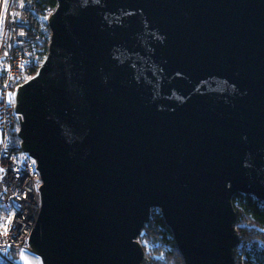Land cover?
<instances>
[{
    "label": "water",
    "instance_id": "95a60500",
    "mask_svg": "<svg viewBox=\"0 0 264 264\" xmlns=\"http://www.w3.org/2000/svg\"><path fill=\"white\" fill-rule=\"evenodd\" d=\"M18 87L41 264H150L158 210L184 264H235V195L264 204V0H56Z\"/></svg>",
    "mask_w": 264,
    "mask_h": 264
},
{
    "label": "built area",
    "instance_id": "2783aa9c",
    "mask_svg": "<svg viewBox=\"0 0 264 264\" xmlns=\"http://www.w3.org/2000/svg\"><path fill=\"white\" fill-rule=\"evenodd\" d=\"M36 15L30 1L0 0V169L4 170L0 172V224L11 217L7 235L0 227L1 264H23L20 252L29 251L28 236L41 207L37 162L20 151V142L12 151L9 141V134L18 131L17 89L35 76L46 56L40 60L37 53L42 23Z\"/></svg>",
    "mask_w": 264,
    "mask_h": 264
},
{
    "label": "trees",
    "instance_id": "16d2710c",
    "mask_svg": "<svg viewBox=\"0 0 264 264\" xmlns=\"http://www.w3.org/2000/svg\"><path fill=\"white\" fill-rule=\"evenodd\" d=\"M33 4L37 18L42 23L37 39V53L40 60L47 53L50 31L44 17L51 13L56 0H25ZM10 149H18L16 130L9 134ZM232 206L237 217L236 227L239 245L235 248V264H264V204L248 195H235ZM150 222L137 238L150 264H184L177 252L172 234L167 229L159 211L153 210ZM1 264V263H0Z\"/></svg>",
    "mask_w": 264,
    "mask_h": 264
},
{
    "label": "snow or ice",
    "instance_id": "6c2138e0",
    "mask_svg": "<svg viewBox=\"0 0 264 264\" xmlns=\"http://www.w3.org/2000/svg\"><path fill=\"white\" fill-rule=\"evenodd\" d=\"M21 67H23V65H21ZM8 100H9V103L14 102V94L10 93L8 96ZM34 163L35 162L33 161V164ZM3 171H4L3 169H0V172H3ZM10 225H11V217H9L5 223L0 224V227L3 228L4 235H7ZM20 256H21V260L23 261V264H30V261L27 259L23 251L20 252Z\"/></svg>",
    "mask_w": 264,
    "mask_h": 264
},
{
    "label": "rangeland",
    "instance_id": "374dc122",
    "mask_svg": "<svg viewBox=\"0 0 264 264\" xmlns=\"http://www.w3.org/2000/svg\"><path fill=\"white\" fill-rule=\"evenodd\" d=\"M0 138H1V132H0ZM25 256L30 261V264H41L39 258H37L33 253L30 251H24ZM235 260V259H234ZM236 263V260H235Z\"/></svg>",
    "mask_w": 264,
    "mask_h": 264
},
{
    "label": "bare ground",
    "instance_id": "6f19581e",
    "mask_svg": "<svg viewBox=\"0 0 264 264\" xmlns=\"http://www.w3.org/2000/svg\"><path fill=\"white\" fill-rule=\"evenodd\" d=\"M35 208V207H34Z\"/></svg>",
    "mask_w": 264,
    "mask_h": 264
}]
</instances>
